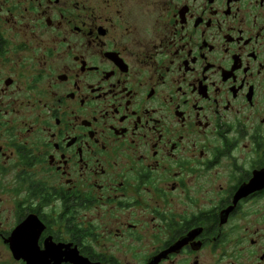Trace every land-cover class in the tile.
<instances>
[{"label": "flooded vegetation", "instance_id": "obj_1", "mask_svg": "<svg viewBox=\"0 0 264 264\" xmlns=\"http://www.w3.org/2000/svg\"><path fill=\"white\" fill-rule=\"evenodd\" d=\"M0 264H264V0H0Z\"/></svg>", "mask_w": 264, "mask_h": 264}]
</instances>
